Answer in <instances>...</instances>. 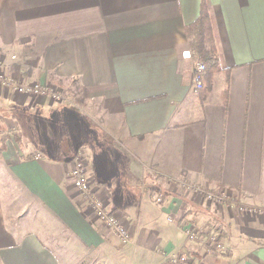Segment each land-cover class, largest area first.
Here are the masks:
<instances>
[{"label": "crops", "instance_id": "1", "mask_svg": "<svg viewBox=\"0 0 264 264\" xmlns=\"http://www.w3.org/2000/svg\"><path fill=\"white\" fill-rule=\"evenodd\" d=\"M200 1L0 0V72L63 96L0 86V264H61L42 237L6 227L10 184L85 250L121 263L116 235L69 179L78 152L96 195L128 227L134 264H168L170 251L264 264V212L239 210L264 209V0H207L221 70L203 101L184 29ZM186 223L216 229L225 251L205 253Z\"/></svg>", "mask_w": 264, "mask_h": 264}, {"label": "built area", "instance_id": "2", "mask_svg": "<svg viewBox=\"0 0 264 264\" xmlns=\"http://www.w3.org/2000/svg\"><path fill=\"white\" fill-rule=\"evenodd\" d=\"M204 63L201 60H195L192 69V90L198 93L203 86L202 75L205 70ZM4 74V73H3ZM0 72V86L11 89L15 92L32 93L41 96H50L54 100H61L63 98L59 90L54 89L52 85L42 84L37 81L26 82L24 80L18 81L8 75H3ZM72 166L69 170V179L75 189L78 190L83 206L92 211V214L103 223V225L116 235L119 243L122 245H129L133 243L132 235L122 221H120L115 213L106 206L103 201L96 195L93 187L90 184L89 176L86 168V158L83 153L78 152L73 158ZM180 187L191 189L190 184L185 181L180 182ZM197 189V188H196ZM198 194L207 201L222 202L230 201L224 194L214 191H201L197 189ZM157 203H162L164 198L157 194L153 198ZM239 210L251 211L257 210L264 212V209L258 207H250L245 204L239 205ZM170 219V217H168ZM183 234L186 239L199 242L202 249L208 254H220L225 251V244L223 243L219 232L216 229L209 231L206 234L199 232L192 224L186 223L183 227ZM164 258L168 264H206L205 261L194 260L183 252H164Z\"/></svg>", "mask_w": 264, "mask_h": 264}, {"label": "rangeland", "instance_id": "3", "mask_svg": "<svg viewBox=\"0 0 264 264\" xmlns=\"http://www.w3.org/2000/svg\"><path fill=\"white\" fill-rule=\"evenodd\" d=\"M14 78L18 81L23 80ZM3 186L5 194L2 198V205L5 225L8 229L9 227L13 228L18 233L34 232L42 237L40 242L56 251L61 264H109L108 260L112 255L97 256L95 251L85 250L84 245L69 230L55 222L51 216L37 210L29 195L19 186L16 184ZM181 189L183 188L181 187ZM110 246L114 253L120 255V264L135 263L132 261V257L128 256V251L125 250L131 246L122 245L118 241Z\"/></svg>", "mask_w": 264, "mask_h": 264}, {"label": "trees", "instance_id": "4", "mask_svg": "<svg viewBox=\"0 0 264 264\" xmlns=\"http://www.w3.org/2000/svg\"><path fill=\"white\" fill-rule=\"evenodd\" d=\"M209 14L207 0H201L198 16L184 28L192 57L196 61L201 60L205 65L201 79L203 86L198 92L201 101L211 90L213 74L221 70L214 41L212 17ZM68 90L71 91V87H68Z\"/></svg>", "mask_w": 264, "mask_h": 264}]
</instances>
